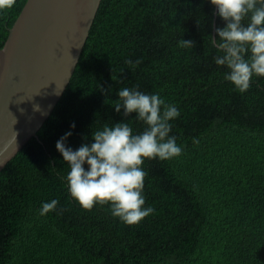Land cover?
<instances>
[{"label": "trees", "instance_id": "16d2710c", "mask_svg": "<svg viewBox=\"0 0 264 264\" xmlns=\"http://www.w3.org/2000/svg\"><path fill=\"white\" fill-rule=\"evenodd\" d=\"M25 2L0 11V48ZM214 11L207 0H100L62 96L0 171V264H264V76L243 93L224 79ZM181 38L194 47H178ZM123 87L180 111L170 134L182 153L145 160L144 206L154 211L132 225L70 196L55 147L65 132L75 149L121 120L111 103ZM52 199L56 210L38 215Z\"/></svg>", "mask_w": 264, "mask_h": 264}, {"label": "clouds", "instance_id": "9594fccd", "mask_svg": "<svg viewBox=\"0 0 264 264\" xmlns=\"http://www.w3.org/2000/svg\"><path fill=\"white\" fill-rule=\"evenodd\" d=\"M207 2L224 21L223 27H215L211 39L220 53L213 60L218 67L228 69L224 79L243 93L250 88L253 76H264V0ZM15 3L0 0V11L11 9ZM177 46L193 48L194 41L181 38ZM116 96L111 106L121 120L92 131L91 142L84 136L85 142L75 149L66 143L72 131L65 132L55 147L69 168L64 179L70 196L86 210L108 204L111 216L132 225L154 211L144 206L145 160H169L182 153L176 137L170 134V122L180 116V111L159 93H144L138 88H120ZM129 118L142 123L143 130L134 132L125 122ZM70 128L74 129L75 123ZM58 203L56 199L42 203L38 215L55 211Z\"/></svg>", "mask_w": 264, "mask_h": 264}, {"label": "water", "instance_id": "95a60500", "mask_svg": "<svg viewBox=\"0 0 264 264\" xmlns=\"http://www.w3.org/2000/svg\"><path fill=\"white\" fill-rule=\"evenodd\" d=\"M99 4L26 0L0 48V171L37 138L62 96Z\"/></svg>", "mask_w": 264, "mask_h": 264}, {"label": "bare ground", "instance_id": "6f19581e", "mask_svg": "<svg viewBox=\"0 0 264 264\" xmlns=\"http://www.w3.org/2000/svg\"><path fill=\"white\" fill-rule=\"evenodd\" d=\"M96 15V14H95Z\"/></svg>", "mask_w": 264, "mask_h": 264}]
</instances>
